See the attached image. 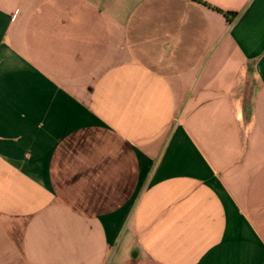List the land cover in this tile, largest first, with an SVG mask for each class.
I'll return each instance as SVG.
<instances>
[{"label":"crops","instance_id":"obj_1","mask_svg":"<svg viewBox=\"0 0 264 264\" xmlns=\"http://www.w3.org/2000/svg\"><path fill=\"white\" fill-rule=\"evenodd\" d=\"M202 1L0 0V264H264V0Z\"/></svg>","mask_w":264,"mask_h":264},{"label":"trees","instance_id":"obj_2","mask_svg":"<svg viewBox=\"0 0 264 264\" xmlns=\"http://www.w3.org/2000/svg\"><path fill=\"white\" fill-rule=\"evenodd\" d=\"M193 1L197 2L198 4H201L202 6H205L207 8L213 9L214 11L219 12V13L225 15V16H234L235 15V13H231L230 14V12H224L221 9H218L217 7L211 6L210 4H208V3H206V2H204L202 0H193ZM248 71H249V73L252 72L251 69H250V66L248 67Z\"/></svg>","mask_w":264,"mask_h":264}]
</instances>
